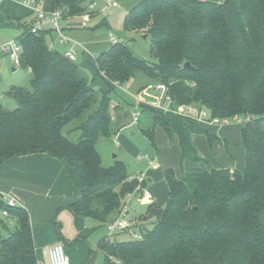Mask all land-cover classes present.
Instances as JSON below:
<instances>
[{
  "label": "trees",
  "instance_id": "trees-1",
  "mask_svg": "<svg viewBox=\"0 0 264 264\" xmlns=\"http://www.w3.org/2000/svg\"><path fill=\"white\" fill-rule=\"evenodd\" d=\"M64 18L80 17L93 0H38ZM31 24L17 38L21 67L32 74V90L12 86L7 95L18 106L0 102V163L9 158L46 153L64 160L78 199L68 207L77 219L107 223L120 213L125 196L138 185L128 165H102L99 138L112 134L114 82L123 86L147 77L136 89L166 84L174 106L193 104L213 116H264V0H142L125 15L126 31L151 38L155 63L138 56L123 42L112 43L96 57L98 76L110 89L93 84L85 69L57 47L49 49L52 30L33 32ZM189 62L190 66L185 67ZM254 118L239 129L246 151L243 170L194 167L178 178L165 170L169 187L164 206L151 202L140 239L103 237L98 247L122 264H264V121ZM76 140L64 133L73 120ZM142 133L155 143V128L178 135L181 164L204 163L192 141L208 126L174 112L141 106ZM70 134V133H69ZM5 201L0 196V207ZM12 221L14 223H12ZM28 211L9 208L0 216V264H40Z\"/></svg>",
  "mask_w": 264,
  "mask_h": 264
},
{
  "label": "crops",
  "instance_id": "crops-1",
  "mask_svg": "<svg viewBox=\"0 0 264 264\" xmlns=\"http://www.w3.org/2000/svg\"><path fill=\"white\" fill-rule=\"evenodd\" d=\"M117 1L118 7L124 6L127 13L142 0ZM126 13H124L123 21ZM97 15L98 12H95L87 19L83 17L64 18L62 25L66 33L74 32L73 29L79 27L92 28L100 20L111 28L107 18L100 17L96 20L95 16ZM35 17L33 8L21 0H0V44L17 39L24 31L23 24H31ZM77 18H82V22L77 21ZM54 38L55 35L52 33L50 40ZM58 47L62 51L68 49L66 46ZM7 59L12 61L8 55L0 52V99L7 95L11 87L14 86L9 74ZM80 65L83 68L89 66L87 61ZM12 71H17V67H13ZM28 72L31 73L29 69ZM98 77L102 81L97 85L107 91L105 86H109V84L105 78L98 76L97 72L92 79L94 86L96 87ZM127 92L134 95L136 100V90L134 92L127 90ZM138 94H141L144 100L152 104L156 99L157 91L149 86ZM112 105L115 106V110L112 112L113 122L117 123L115 133L123 131L128 126H140V123L133 124L132 122L127 126L129 119L132 121L131 110L114 100ZM142 105L151 106L146 103ZM208 127L210 132L216 136L213 147L210 146L204 134L195 133L192 135V141L199 155L204 159V163L186 160L181 164L179 137L178 135L170 137L162 126L157 125L155 128L154 144L146 136L151 144L148 146L145 144L143 150L146 151L145 154L155 157L158 164L156 167H151L146 160H137V169L128 170L131 177H136L141 173L146 174L145 185L149 191V197L141 201L139 193L134 194L130 199L125 196L123 202L128 203L129 206L126 217L129 218L127 221L131 227L129 230L123 231L124 233L127 231L132 233L143 226L138 219L145 218L146 206L149 203L157 202L161 206L166 204L169 194L165 178L166 169H174L178 178H182L185 172L194 167H206L207 165L230 170L244 169L246 151L242 146L239 129L236 127ZM118 135L125 138L124 140L127 139L128 146L131 147L132 141L127 136ZM128 166L130 167V165ZM0 196L3 201H6L8 197L15 198L19 206L28 211L36 253L43 264H50L48 257H45L43 252L56 243L66 246L65 250L70 256V264H122L104 250L99 249L98 243L103 237H112L98 232L97 220L91 217L77 219L73 211L69 209L68 206L78 199L79 194L71 181L70 167L64 160L46 153L28 154L7 159L0 163ZM132 211H135L134 215L131 214ZM123 232L117 234L120 235ZM112 239L118 240L117 238Z\"/></svg>",
  "mask_w": 264,
  "mask_h": 264
},
{
  "label": "rangeland",
  "instance_id": "rangeland-1",
  "mask_svg": "<svg viewBox=\"0 0 264 264\" xmlns=\"http://www.w3.org/2000/svg\"><path fill=\"white\" fill-rule=\"evenodd\" d=\"M93 1H95L97 5L93 11L94 13L91 12V16L95 14V12H98V15L95 16V19L98 20L100 17L107 18V20H109L111 28L106 26L104 22L100 20L95 25L92 24V28L79 27L73 29L74 32H67L68 35L78 40L82 44V48H76L78 52L76 61L79 64L84 61H87L89 66L84 67V69L91 79L94 78V74H96L97 71L96 57L100 54V52L107 50L113 43L110 37V33H113L119 41L127 43L131 47L133 52L136 53L138 56L148 60L151 63H155L157 61L156 58L151 54L150 36H147L142 31H126L124 29L123 16L124 13H126V8L124 6H109L106 4L105 0ZM77 21L82 22V18H77ZM66 47L68 48L69 46ZM7 62L9 66V74L13 81L12 84L23 87L26 90H32V74L28 72V69L23 68L21 66H15L14 63L9 59H7ZM13 67H17V71L13 72ZM137 80V83H127L126 86H124L125 89L115 87V89L110 92L112 99L116 102H120L121 105L131 110V113L134 111L137 105V101L134 99V95H131V93L127 92V90L130 92H134L140 82H144L145 80L147 81V77L140 74ZM96 81V87L99 88L97 84L100 83L102 80L100 77H98ZM151 87L153 88V86ZM105 89H110V86L106 85ZM0 101L3 107L8 110L15 109L18 106L16 100L10 95H5L3 98L0 99ZM80 122V119H75L63 130L64 133L68 135L72 140H76L80 133L74 130H70L76 127ZM131 122V119H129L126 125L128 126V124ZM116 125L117 123L115 124L112 121V134L109 137L101 136L97 143V149L102 157V165L104 167H111L115 164L116 161L122 160L125 161L127 165H130V167H128V170H136V162L138 160V155H145L146 151L143 150L144 145L146 144L148 146L149 144H151L147 137L141 131V127L146 128L148 126V123L146 121H143L140 126H128V128H124L123 131L115 133V131L117 130L115 128ZM118 134H123V136H127V138L132 141L130 143L131 147L128 146V140H124L125 138L119 137ZM134 212L135 211H132L131 214L134 215ZM126 218L127 220L129 219L128 217ZM138 220L142 222L141 224H143L144 227H151V224H149L151 221L150 219L139 218ZM96 223L99 227L98 232L103 235H109L112 238H117L118 240H128L135 238L130 231L120 233V235H111L105 223H101L99 221H96ZM64 247L66 246L64 245Z\"/></svg>",
  "mask_w": 264,
  "mask_h": 264
},
{
  "label": "built area",
  "instance_id": "built-area-1",
  "mask_svg": "<svg viewBox=\"0 0 264 264\" xmlns=\"http://www.w3.org/2000/svg\"><path fill=\"white\" fill-rule=\"evenodd\" d=\"M23 3L30 5L35 14V22L32 27L33 32H39L45 28H50L55 35V38L50 40L48 43L49 49H55L58 46H69L67 50L63 51V53L68 56L71 60H77L78 52L76 50L77 47H83L82 44L68 35L62 25V21L64 19L63 12L59 9L54 10H46L39 3L38 0H21ZM106 4L109 6L118 7L119 3L117 0H105ZM96 2L92 1L88 5V10L82 16L83 18H89L91 16V12L96 8ZM110 37L113 43L119 41L117 37L110 33ZM0 52L9 56L15 66H21V58L20 54L22 52V45L19 43L17 39H11L3 44H0ZM113 85L115 87H119L121 89H125V87L120 82H114ZM153 88L157 91L156 99L154 102L149 103L144 100L141 94H135V98L137 101V106L132 112V123L138 124L141 117V104L146 103L150 104L152 107L159 109L163 112H174L181 116L194 119L198 121L201 125L204 126H220V127H239L243 126L245 123L251 121L254 118H259L260 116H255L251 114H242L235 115L229 118H221L217 116H213L211 111L207 108H200L193 104H181L178 106H174V100L172 96L168 93V87L166 84L159 83ZM114 107V105H112ZM264 121V116L260 117ZM112 120H114V116H112ZM119 144V143H118ZM138 160H146L151 167L157 166V159L149 154L138 155ZM136 178L138 180V185L133 192H130L126 195L128 199L132 198V196L136 193L140 194V200L144 201L149 197V191L146 187V174L141 173L136 177H131L130 179ZM18 202L13 197H8L5 201V206L0 207V216L7 217L9 215V208L18 206ZM129 212L128 203H124L120 213L115 216L112 220L106 223L107 229L109 230L111 235L117 234L119 232H123L125 230H129L131 224L127 221L126 216ZM136 239L142 238V234L137 231L132 232ZM45 257H48L50 264H70V256L67 254L65 247L62 243H56L49 248H47L43 252Z\"/></svg>",
  "mask_w": 264,
  "mask_h": 264
},
{
  "label": "water",
  "instance_id": "water-1",
  "mask_svg": "<svg viewBox=\"0 0 264 264\" xmlns=\"http://www.w3.org/2000/svg\"><path fill=\"white\" fill-rule=\"evenodd\" d=\"M190 66V63L189 62H186L185 63V67H189ZM40 264H43L42 262Z\"/></svg>",
  "mask_w": 264,
  "mask_h": 264
}]
</instances>
